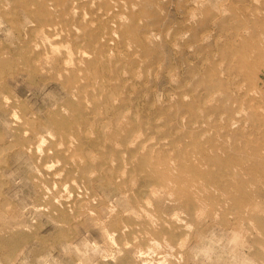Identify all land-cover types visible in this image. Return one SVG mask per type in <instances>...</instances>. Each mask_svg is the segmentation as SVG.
<instances>
[{
  "label": "rangeland",
  "instance_id": "rangeland-1",
  "mask_svg": "<svg viewBox=\"0 0 264 264\" xmlns=\"http://www.w3.org/2000/svg\"><path fill=\"white\" fill-rule=\"evenodd\" d=\"M38 1L43 13L35 0H0V264H229L230 241L264 264V0ZM53 22L60 37L44 42ZM203 119L212 140L243 151L194 161ZM115 131L140 133L134 143L154 157H187L200 182L161 193L137 162L145 149L114 142ZM238 161L248 183L220 174Z\"/></svg>",
  "mask_w": 264,
  "mask_h": 264
},
{
  "label": "bare ground",
  "instance_id": "bare-ground-1",
  "mask_svg": "<svg viewBox=\"0 0 264 264\" xmlns=\"http://www.w3.org/2000/svg\"><path fill=\"white\" fill-rule=\"evenodd\" d=\"M32 1H34V0H31V2H30V4H32ZM258 1V0H257ZM35 3L37 4V5H39L38 7H40V13H43V9H42V2L41 1H36L35 0ZM116 3V2H115ZM21 4H23V3H21ZM26 4H24V6H25ZM28 5V4H27ZM255 11H258L257 9H255ZM259 13V12H258ZM121 16V18L120 19H122L123 17V15H120ZM118 17V16H117ZM119 18V17H118ZM32 22H34V21H36V20H34V19H32L31 20ZM92 22V21H91ZM90 22V24H92L93 25V23L94 22H92L91 23ZM54 24V22L53 23H49V24H47V26L45 27V32H46V34H44V32H43V34L44 35H42V37H44V39H45V41L44 40H42V37H41V41H44V42H46L47 41V39H48V41H50L49 39H53V38H55L56 36H58L59 34H58V31L56 30L57 28H56V26H54L53 25ZM43 28V27H42ZM41 28V29H42ZM41 31V30H40ZM61 31V30H60ZM37 33V36H38V34L40 33H38V32H36ZM58 37H60V35L58 36ZM52 41V40H51ZM34 43V42H33ZM51 43L52 42H48V44L49 45H51ZM35 44H37V43H34V45ZM44 45V44H43ZM37 46H39V44L37 45ZM37 46H36V48H37ZM35 47V46H34ZM69 51L70 50H68V51H65V50H62V52H63V54L65 53H69ZM61 52V53H62ZM83 52V51H82ZM51 53V55H50V57L48 56L47 57V61H48V58H49V60H50V58H51V60H52V58L55 56L54 55V53H53V51H51L50 52ZM84 54H85V52H83ZM82 53V54H83ZM112 53V52H111ZM47 55H49V54H47ZM68 55H70V53L68 54ZM85 55H87V57L89 56L88 54H85ZM44 56H46V55H44ZM110 56V55H109ZM70 57V56H69ZM41 59V58H40ZM35 60V59H34ZM37 60V59H36ZM51 60H50V62H51ZM69 60V59H68ZM68 60L66 59V60H63V66L64 65H67L66 63L68 62ZM47 61H46V63H47ZM70 61V60H69ZM82 62H84V61H82ZM90 62H91V60H90ZM81 63V62H80ZM47 64H49V63H47ZM69 64V63H68ZM79 65V64H78ZM62 66V67H63ZM70 66H72V65H70ZM67 67V66H66ZM74 67V66H73ZM78 67V66H77ZM68 68H69V66H68ZM42 69H44V68H42ZM71 69V68H70ZM92 67H90L89 68V70H91V73H93L92 72ZM68 70V69H67ZM66 70V71H67ZM65 71V70H64ZM65 71V72H66ZM68 73V72H67ZM81 73V72H80ZM79 73V74H80ZM69 75V74H68ZM93 76V75H92ZM107 79V78H106ZM110 82V81H109ZM104 88H106L105 86H104ZM107 89V88H106ZM104 90V89H103ZM85 93V92H84ZM247 94V93H246ZM104 96H105V94H104ZM118 96H120L119 95V93H118ZM213 96H214V94H213ZM73 97H74V95H73ZM106 99H108V100H110V101H113V100H115L116 101V99H117V95H116V99H115V95H113V97L112 96H107V98ZM103 100L105 101V97L103 98ZM209 100V99H208ZM212 101V100H211ZM208 103V102H207ZM89 104V103H88ZM90 105V104H89ZM113 105V104H112ZM94 108L95 109H97L98 108V105H97V103H94ZM76 110H78V108L76 107ZM121 110H123V109H121ZM100 111V110H99ZM126 111V110H125ZM129 111V110H128ZM101 113V112H100ZM124 113H126V112H124ZM123 114V113H122ZM122 114H117L116 115V118H115V121L117 122V124L120 126V124H121V121H122V118H123V115ZM80 116V115H79ZM99 116H101L100 114H99ZM81 117H79L78 119H75V120H77V121H79V119H80ZM107 120V119H106ZM115 121H114V123H115ZM98 122V121H97ZM102 122V121H101ZM203 122H205V124H206V127L203 129V132H202V135H201V137H203L204 135L206 136L205 137V139H204V142H203V144L201 143V142H199V141H197V140H191L190 142H188V144L190 145H192V158H193V160L195 161V159H197V160H199L200 161V163H203L204 165H207V166H216V164H217V162H218V160L219 159H221V158H223V157H220L219 156V154H222V153H224L225 154V156L224 157H228V156H231V152H232V150H234V149H238V150H240V151H243V148H241V147H236V148H234L232 145H230L229 143H227V139H225V141L224 140H222L221 142H217V140L215 141V140H212V138L210 137V135L208 134L209 133V130H210V128L209 127H207V123H208V121L207 120H202L201 121V123L202 124H204ZM111 125V124H110ZM108 126H109V122L108 123H105V122H102V123H100V125H99V129H100V131L101 132H104V130H105V132L104 133H106V132H108V131H106V129H108ZM121 128V127H120ZM97 132H99V131H97ZM227 132V131H226ZM218 133V135L220 134V132L218 131L217 132ZM138 134H139V136H138ZM137 134V137L139 138V137H141L140 136V133H138ZM227 133H222L221 134V136L223 137V139H224V137H225V135H226ZM92 135V134H91ZM105 137V136H104ZM111 137H112V139L114 140V142H120V143H123L124 145H127V143H128V145L129 146H131V145H133V146H135V148L138 150V149H140L141 148V150L142 149H145V151L143 152V153H145L142 157H139L138 159H137V162H138V164L142 167V169L148 174V176H150L151 178H153V179H155V180H157L158 181V185L160 186L159 188H157V190L159 189L160 191L162 190L163 191V189L165 188V189H168V186H169V184H170V182H171V187H172V189H174V188H177V187H179L180 189L179 190H181V191H183V190H186L187 189V186L189 185V187H191V186H193V182L195 183V182H198L200 179L199 178H196V180H194V178H192L191 176H189V175H191V174H195V173H197V171H199V169H196L197 168V166L196 165H194V167L192 168H188L187 166L189 165V164H191L192 165V162H188V158L187 157H184L183 155H181V154H179V155H177V157H176V159L174 158V162H172L173 161V159H171L170 157L168 158V156L166 157V156H159V153H158V156H152V148H154L151 144H149V143H146V142H143V141H146V140H139L136 144L134 143V141H136V140H138V138L136 137V135H129L127 138H125V139H123V137H125V135L123 136V135H121V133L120 132H117V131H115V132H113L112 133V135H111ZM150 138H154V137H151L150 136ZM75 140V139H74ZM163 140V139H162ZM161 140V141H162ZM166 140V139H165ZM148 141H150V139L148 140ZM205 144V145H204ZM116 145H117V143H116ZM230 145V146H229ZM243 145H249V144H245V143H243ZM166 146V145H165ZM168 146V145H167ZM179 146V145H178ZM249 148H252V147H249ZM91 150V149H90ZM159 150V149H158ZM173 150V149H172ZM171 150H169V152H170ZM88 152H89V154H87L86 155V161L87 162H89V163H91V162H93L94 160V156H93V151H91V152H93V153H90V151L88 150ZM168 152V151H167ZM168 152V153H169ZM171 153H172V151H171ZM124 155H125V153H124ZM136 155V154H135ZM168 155V154H167ZM257 155V154H256ZM79 156V155H78ZM258 157V156H257ZM131 158H133V157H131ZM131 158H130V160H131ZM199 158V159H198ZM93 160V161H92ZM172 160V161H171ZM123 161V160H122ZM98 162V161H97ZM123 163H125V162H123ZM199 163V164H200ZM97 164V163H96ZM264 167V166H263ZM90 168V167H89ZM89 168H86V169H88L89 170ZM101 168V167H100ZM125 168V167H124ZM219 168V170H220V174H221V176H222V178L223 177H228V178H230L231 179V177H233V176H235V178H236V176L237 175H240L241 176V178H242V180H243V182H247L248 183V181H249V166L247 165V162L246 161H238L237 163H226L225 165H223L222 167H218ZM112 169V168H111ZM111 169H109V170H111ZM90 171V170H89ZM119 171V170H118ZM120 171H122L123 173H124V170H121L120 169ZM86 172H87V170H86ZM110 172V171H109ZM112 172V171H111ZM122 172H120L121 173V178H124V175H123V173ZM88 174H89V172H88ZM87 174V175H88ZM90 174H92V173H90ZM129 177V176H128ZM200 182V181H199ZM128 183V182H127ZM223 181H222V183H221V185H220V187H217L218 189L219 188H222L223 187ZM124 185V184H123ZM125 186V185H124ZM169 186V187H170ZM216 186V185H215ZM214 186V188H213V191H215V193L217 192V188ZM149 187H151V185H149ZM155 187V186H154ZM154 187H153V189L152 188H150L149 190H151L152 191V193L154 194V193H156V192H153V191H156L155 189H154ZM188 187V188H189ZM194 187H195V189H197V188H199V189H204L205 191H207L208 190V188H211L209 185H208V183L206 182L205 184L203 183V182H201V184L198 186V185H194ZM170 189V190H169ZM167 191L168 192H170V194H171V188H169ZM190 189V188H189ZM179 190H177V191H179ZM191 190H193V189H191ZM173 191V190H172ZM250 192L249 190H248V188H247V190L246 189H243V192ZM131 192V191H130ZM165 191H163V192H161V193H164ZM168 192H166V193H168ZM176 192V191H175ZM175 192H174V194H175ZM193 192V191H192ZM195 192V191H194ZM193 192V193H194ZM198 192V191H197ZM202 192V191H201ZM223 192V196H224V198H223V201H221V206L224 208L225 206H229V203H230V201H229V196L227 195L228 194V192L227 191H222ZM173 193V192H172ZM178 193V192H177ZM148 194H151L150 193V191H149V193ZM152 194V195H153ZM158 194V196H159V194L160 193H157ZM174 194H171L172 196H174ZM187 196H188V193H185ZM184 194V195H185ZM146 196L145 197H148V196H151V195H148L147 196V194H145ZM160 195H162L163 196V194H160ZM168 195V194H167ZM178 195V194H177ZM157 196V195H156ZM169 196V195H168ZM192 198H193V194L191 193V195H190ZM170 198H171V196H169ZM182 197V196H181ZM184 197V196H183ZM196 197H198L199 198V195L198 196H196ZM150 198V197H149ZM149 198H147V199H149ZM152 198L153 199H155V198H162L161 196L160 197H155L154 198V195H153V197L151 196V199H149V200H151V202H152ZM163 198H165V197H163ZM137 199V198H136ZM147 199L145 200V201H147ZM166 199V198H165ZM171 199H174V198H171ZM196 200H197V198H195ZM153 201H155V200H153ZM167 200H165V202H166ZM173 201V200H172ZM172 201H167V202H171V203H173L172 205V207H174V201H175V199H174V201L172 202ZM177 201H180V203H181V200H178V197H177ZM176 201V202H177ZM249 201V200H248ZM150 202V201H149ZM149 202L147 203V204H149ZM158 202V201H157ZM198 202V201H197ZM199 202H200V200H199ZM198 202V203H199ZM160 203V202H159ZM159 203H156L157 205L159 204ZM218 203V202H217ZM151 204V203H150ZM162 205H163V203H161ZM161 204H160V207H161ZM170 203H168V206H171V205H169ZM176 204H178V203H176ZM197 204V203H196ZM201 204V203H200ZM152 205V204H151ZM151 205H149V206H151ZM165 205H167L166 203H165ZM179 206L178 207H180V204H178ZM215 205H217L216 203H215ZM219 205V204H218ZM217 205V206H218ZM159 206V205H158ZM201 206V205H200ZM139 207H141V206H139ZM152 207V206H151ZM163 207H164V205H163ZM163 207H161V208H163ZM176 207H177V205H176ZM193 207V206H192ZM142 208V207H141ZM140 208V209H141ZM201 208V207H200ZM202 208H204V206L202 205ZM198 209V208H197ZM142 210V209H141ZM184 211V210H183ZM200 211H202V210H200ZM143 212V211H142ZM141 212V213H142ZM164 212H166L165 210H164ZM171 212V211H170ZM170 212H169V215H168V217L170 216L171 218H172V216L173 215H175V213H177V211L175 212H173V215H170ZM179 212V211H178ZM185 212H186V210H185ZM199 212V211H198ZM197 212V213H198ZM212 212V211H211ZM134 213H136V212H134ZM144 213H148L146 210L144 211ZM151 213H152V211H151ZM150 213V214H151ZM213 213V212H212ZM212 213H211V216H215V214L214 215H212ZM150 214H149V217H151L150 216ZM164 214V213H163ZM172 214V213H171ZM178 214V213H177ZM183 214V213H182ZM196 214V213H195ZM196 215H198V214H196ZM138 216V215H137ZM146 216H147V214H146ZM167 216V215H166ZM200 216V215H199ZM161 217V216H160ZM177 217V216H176ZM180 217H181V215H180ZM197 217V216H196ZM147 218H148V216H147ZM152 218H155V216H153L152 215ZM162 218V217H161ZM175 217H173V219H174ZM149 219V218H148ZM157 219V218H156ZM181 219V218H180ZM152 219L150 218V222L153 224V222H154V220H153V222L151 221ZM165 220V219H164ZM176 220H178V219H176ZM159 221V220H158ZM181 221H184L183 220V218H182V220ZM180 221V222H181ZM177 222H179V221H177ZM186 222H188V221H186ZM166 223V222H165ZM190 222H188L187 223V225L189 224ZM164 224V223H163ZM168 225H169V223H167ZM135 226V225H134ZM137 226V225H136ZM191 225H189V226H182V227H186V228H189ZM138 227V226H137ZM155 227V226H154ZM154 229V228H153ZM146 231H147V229H145ZM189 231H190V228H189ZM135 232V231H134ZM139 232V231H138ZM146 233H148V231L146 232ZM156 233H158V231L156 232ZM161 233V232H160ZM145 234V233H144ZM150 234V233H149ZM186 234H188V233H186ZM185 234V235H186ZM137 235V234H136ZM140 235H142V233L140 234ZM151 235V234H150ZM149 235V236H150ZM154 235H156V234H154ZM153 235V236H154ZM131 236H132V234H131ZM139 236V235H138ZM143 236V235H142ZM157 236V235H156ZM137 236H134V239L136 238ZM140 237V236H139ZM150 237H152V235L150 236ZM165 237V236H164ZM149 238V237H148ZM156 238V237H155ZM154 237H153V240L155 239ZM161 238H162V236H161ZM178 238V237H177ZM180 238V237H179ZM178 238V239H179ZM133 239V240H134ZM137 239V238H136ZM143 239V238H142ZM145 239V238H144ZM162 239H164V238H162ZM139 240H141V239H139ZM151 241L150 242H152L153 240L152 239H150ZM165 240V239H164ZM147 240L145 239V241L144 242H146ZM148 241H149V239H148ZM155 241H157L156 239H155ZM141 242H143L142 240H141ZM150 242H149V244H150ZM159 242V241H158ZM137 243H140V242H137ZM166 243V242H165ZM165 243L163 244V245H165ZM169 243V242H168ZM174 244H175V242H173ZM177 243V242H176ZM134 244H136V242H134ZM152 244H154V243H152ZM152 244H151V247H153L152 246ZM157 244V243H156ZM158 244H160V243H158ZM179 245L181 244V243H178ZM177 244V245H178ZM138 245V244H137ZM166 245H167V243H166ZM140 246H141V244H140ZM146 246L148 247V246H150V245H148V244H146ZM146 246H144V247H146ZM172 246V245H171ZM170 246V247H171ZM142 247V246H141ZM141 247H137L138 248V250L141 248ZM155 247V246H154ZM162 248H163V246H161ZM165 247H167V246H165ZM133 248H135V247H133ZM168 248H169V244H168ZM172 248V250L175 248H173V246L171 247ZM170 248V249H171ZM143 249V248H142ZM167 249V248H166ZM141 250V249H140ZM139 250V252L138 251H136V252H138V253H140L141 251H143V250H141L140 251ZM168 250V249H167ZM147 251V250H146ZM164 251V250H163ZM145 252V251H144ZM143 252V253H144ZM159 252V251H158ZM170 252H172V251H169V253L168 252H166L165 254L167 255V253L168 254H170V255H172ZM146 253V252H145ZM161 253V252H160ZM137 254V253H136ZM142 254V253H141ZM141 254H139V257L141 256L142 257V255ZM162 254H164V253H162ZM164 254V255H165ZM169 255V256H170ZM143 256L145 257V255L143 254ZM140 257V258H141ZM143 257V258H144ZM139 258V260L141 261V262H143L141 259ZM138 259V258H137ZM140 261H138V263L140 262Z\"/></svg>",
  "mask_w": 264,
  "mask_h": 264
},
{
  "label": "clouds",
  "instance_id": "clouds-1",
  "mask_svg": "<svg viewBox=\"0 0 264 264\" xmlns=\"http://www.w3.org/2000/svg\"><path fill=\"white\" fill-rule=\"evenodd\" d=\"M233 236L240 237L242 240V235L240 232H233ZM230 246L236 250L235 256L229 261V264H254V260L249 256L239 244L232 245L231 241L229 242Z\"/></svg>",
  "mask_w": 264,
  "mask_h": 264
}]
</instances>
